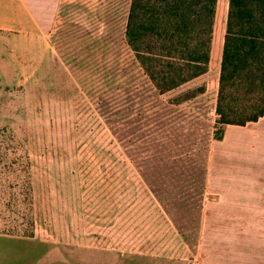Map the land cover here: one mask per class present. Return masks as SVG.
Segmentation results:
<instances>
[{
    "label": "rangeland",
    "instance_id": "obj_1",
    "mask_svg": "<svg viewBox=\"0 0 264 264\" xmlns=\"http://www.w3.org/2000/svg\"><path fill=\"white\" fill-rule=\"evenodd\" d=\"M125 3L71 6L41 38L18 25L0 42V264H196L202 216L225 214L217 168L205 186L216 111L177 103L213 89L215 69L160 95Z\"/></svg>",
    "mask_w": 264,
    "mask_h": 264
},
{
    "label": "trees",
    "instance_id": "obj_2",
    "mask_svg": "<svg viewBox=\"0 0 264 264\" xmlns=\"http://www.w3.org/2000/svg\"><path fill=\"white\" fill-rule=\"evenodd\" d=\"M225 0H132L126 42L160 95L181 89L217 64ZM213 65V66H214ZM205 93L190 90L177 103ZM217 139L227 125L264 117V0H229L217 98Z\"/></svg>",
    "mask_w": 264,
    "mask_h": 264
},
{
    "label": "crops",
    "instance_id": "obj_3",
    "mask_svg": "<svg viewBox=\"0 0 264 264\" xmlns=\"http://www.w3.org/2000/svg\"><path fill=\"white\" fill-rule=\"evenodd\" d=\"M101 1L0 0V42L3 44L5 39V44H8L9 30L19 26L38 30L41 38L42 30L52 29L63 9L78 5H99ZM131 1L126 0L125 3L127 15ZM228 9L229 0L225 4L224 23L215 43L219 56L217 64H212L204 76L182 87L194 88L206 82L212 73L211 70L215 69L214 88L205 89V93L193 101L209 99L214 116ZM4 33L7 36H4ZM208 140L205 186L209 183L212 189L220 187L212 186L214 170L217 168V183L223 184L226 192L223 196L222 192L215 191L212 201L217 207L224 199L225 214L202 216L197 253L199 261L196 264H264V117L246 126L227 125L222 139H217L212 133L208 135ZM198 148L201 150L202 145L199 144ZM211 239L210 259L206 260V242ZM221 241H224V255H220V249L215 247Z\"/></svg>",
    "mask_w": 264,
    "mask_h": 264
}]
</instances>
